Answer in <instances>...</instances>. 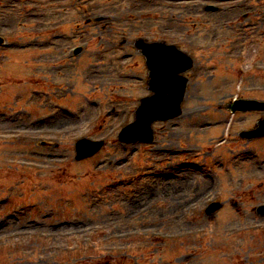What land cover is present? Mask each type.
Segmentation results:
<instances>
[{
  "label": "rangeland",
  "instance_id": "374dc122",
  "mask_svg": "<svg viewBox=\"0 0 264 264\" xmlns=\"http://www.w3.org/2000/svg\"><path fill=\"white\" fill-rule=\"evenodd\" d=\"M203 4L220 10L205 12ZM0 36L24 46L14 54L0 48V264H264V215L255 212L264 203V163L254 160V151L264 156V141L237 134L264 113L230 117L224 108L234 98L264 100V0H0ZM137 36L175 43L194 64L181 116L155 122L151 144L122 146L117 133L135 108L124 100L147 90L140 73L138 81L120 76L116 56L125 48L114 41ZM61 40L88 45L70 63L45 66ZM45 67L63 73L53 109L29 79ZM13 111L23 112L20 123ZM56 114V149L35 154L25 146L45 137L39 131L4 142V133L28 129L24 117L48 124L43 118ZM80 137L105 146L76 161ZM21 162L44 165L45 192L16 179L33 167ZM212 199L221 208L206 216ZM61 220L71 224L54 227ZM66 229L74 232L42 236ZM157 231L172 237L161 241Z\"/></svg>",
  "mask_w": 264,
  "mask_h": 264
},
{
  "label": "water",
  "instance_id": "95a60500",
  "mask_svg": "<svg viewBox=\"0 0 264 264\" xmlns=\"http://www.w3.org/2000/svg\"><path fill=\"white\" fill-rule=\"evenodd\" d=\"M209 9V7H207ZM146 66L149 70V89L153 94L140 100L135 110V120L125 126L119 133L122 142L152 140L151 123L155 120L173 118L181 112L180 103L184 96L186 78L180 75L192 65V60L173 45L163 43L148 44L143 49ZM227 107L235 109H264V102L255 100H236ZM243 137L264 135V120L258 121L255 129L241 132ZM101 146V141L81 139L76 142V159H81L95 153ZM219 204L213 203L206 212L214 211ZM264 213V206L258 208Z\"/></svg>",
  "mask_w": 264,
  "mask_h": 264
},
{
  "label": "flooded vegetation",
  "instance_id": "af4514ba",
  "mask_svg": "<svg viewBox=\"0 0 264 264\" xmlns=\"http://www.w3.org/2000/svg\"><path fill=\"white\" fill-rule=\"evenodd\" d=\"M125 43V41H121L120 42V44H124ZM134 51V50H133ZM135 52V54H137V52L136 51H134ZM36 83V86L37 87H39L42 91H44L45 93H47V91L49 90V85L48 84H46L45 82H43V81H40V80H36L35 81ZM46 144H48V143H43V142H39V147L40 148H47V147H50V146H48V145H46ZM30 145V144H29ZM263 182H264V176H263ZM263 182H260V183H263Z\"/></svg>",
  "mask_w": 264,
  "mask_h": 264
}]
</instances>
